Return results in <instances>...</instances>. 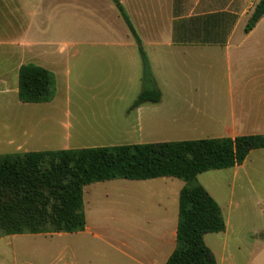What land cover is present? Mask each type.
Wrapping results in <instances>:
<instances>
[{
    "label": "crops",
    "instance_id": "0c3cea01",
    "mask_svg": "<svg viewBox=\"0 0 264 264\" xmlns=\"http://www.w3.org/2000/svg\"><path fill=\"white\" fill-rule=\"evenodd\" d=\"M118 1L160 102L133 106L143 91L142 61L114 0H0V155L264 135V17L245 32L260 0ZM61 32L67 41L46 39ZM65 48L69 57L61 59ZM81 54L83 67L71 63ZM27 64L55 75L52 102H20ZM82 73L84 104L69 81L79 86ZM64 87L73 101L59 97ZM198 182L226 222L225 231L204 237L217 264H264V149ZM185 185L169 177L87 185L83 231L0 238V264L17 238H50L52 264H166Z\"/></svg>",
    "mask_w": 264,
    "mask_h": 264
},
{
    "label": "trees",
    "instance_id": "16d2710c",
    "mask_svg": "<svg viewBox=\"0 0 264 264\" xmlns=\"http://www.w3.org/2000/svg\"><path fill=\"white\" fill-rule=\"evenodd\" d=\"M114 1L139 45L142 61L143 91L133 106L159 103L161 92L141 40L119 1ZM263 17L264 0H260L245 32ZM56 92L52 72L34 64L21 67V103H50ZM256 149H264V135L0 155V238L81 232L86 227L83 191L87 185L169 177L186 185L180 194L176 249L166 264H217L204 237L225 231L226 222L198 176L241 165Z\"/></svg>",
    "mask_w": 264,
    "mask_h": 264
},
{
    "label": "rangeland",
    "instance_id": "374dc122",
    "mask_svg": "<svg viewBox=\"0 0 264 264\" xmlns=\"http://www.w3.org/2000/svg\"><path fill=\"white\" fill-rule=\"evenodd\" d=\"M46 39H52L57 42H65L68 40V33H46ZM62 48V47H61ZM60 48V49H61ZM69 49L65 48V52L60 56L61 59H68L69 57ZM83 54L76 59H72L71 63L75 61L78 63L79 67H83L84 62ZM64 61V60H63ZM76 76V75H75ZM62 80V86L65 84L66 78L60 77ZM73 77L70 78V86L73 88V91H77L80 93L79 96L82 98V104H84V76L79 78V86H76L73 82ZM64 81V83H63ZM63 88V91L60 92L59 97L63 100L67 98V95L70 96L72 101L75 99V93L72 91L66 93ZM37 116V115H36ZM37 119H39L37 117ZM241 231L248 232V224L241 228ZM51 239L45 238H24V239H16L13 240L11 257L7 256L6 264H52L53 260L56 258V253L53 251L51 247H47V244L51 243Z\"/></svg>",
    "mask_w": 264,
    "mask_h": 264
}]
</instances>
